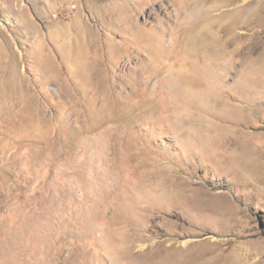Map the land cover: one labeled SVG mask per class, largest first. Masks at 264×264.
<instances>
[{
    "label": "rangeland",
    "instance_id": "rangeland-1",
    "mask_svg": "<svg viewBox=\"0 0 264 264\" xmlns=\"http://www.w3.org/2000/svg\"><path fill=\"white\" fill-rule=\"evenodd\" d=\"M262 48L264 0H0V264H120L127 220L264 264ZM213 102L256 164L220 156Z\"/></svg>",
    "mask_w": 264,
    "mask_h": 264
},
{
    "label": "bare ground",
    "instance_id": "bare-ground-1",
    "mask_svg": "<svg viewBox=\"0 0 264 264\" xmlns=\"http://www.w3.org/2000/svg\"><path fill=\"white\" fill-rule=\"evenodd\" d=\"M241 5V3H240ZM242 5H244L242 3ZM238 7H239V4H238ZM204 11H206L204 9ZM208 11V10H207ZM211 11V10H210ZM206 13V12H205ZM211 17V15H209ZM213 17V16H212ZM207 19V18H206ZM202 20V19H201ZM226 30V29H225ZM191 41V40H190ZM199 42L200 40H196L195 42L192 41L191 44H193V47L195 48L196 50V56H197V61L199 62V64H201V62L204 60H206L207 58H205V54L204 56L201 54H198L197 53V50L198 49H202L201 51H203L205 49L204 46H202V48H199L198 46H196L195 43H197L199 45ZM204 42V41H202ZM202 45V44H201ZM254 45V44H253ZM260 48V47H259ZM199 51V50H198ZM259 56L257 57L258 58V61H260L263 65H264V48L260 49L259 50ZM206 53V52H205ZM211 56V55H210ZM209 57V56H208ZM217 58V57H216ZM215 58V59H216ZM220 58H222L220 56ZM2 60V59H1ZM213 60V59H212ZM211 60V61H212ZM196 61V60H195ZM209 61V62H211ZM215 61V60H214ZM220 61V60H219ZM219 61H215V62H218ZM257 61V60H255ZM257 61V62H258ZM185 63H187L186 61H184ZM196 63V62H195ZM225 63V62H224ZM223 63V64H224ZM229 63V62H228ZM198 64V63H196ZM198 64V65H199ZM203 64V63H202ZM201 64V65H202ZM206 64V62H205ZM209 64V63H208ZM211 64V63H210ZM221 63L217 64L216 63V66L217 65H220ZM227 64V63H226ZM225 64V65H226ZM230 64V63H229ZM224 65V69H226L227 66H229L228 64L226 65L225 67ZM196 66V65H195ZM203 66V65H202ZM209 66V65H208ZM210 66H214V65H210ZM222 66V65H221ZM259 66V65H258ZM257 66V67H258ZM231 67V66H229ZM228 67V68H229ZM260 67V66H259ZM263 67V66H262ZM200 68V67H199ZM206 68V67H205ZM209 68V67H208ZM205 70V69H204ZM212 70H215V69H212ZM220 70V68H219ZM230 70V69H229ZM262 71H264V68L260 69ZM206 71V70H205ZM225 71V70H224ZM224 71H221V72H224ZM228 70H226L227 72ZM259 71V70H258ZM208 72H209V69H208ZM212 72V71H211ZM215 72V71H214ZM213 72V74H214ZM218 75L221 77V76H224V75H221L219 74L220 72H217ZM225 73V72H224ZM247 75V74H246ZM216 76V75H215ZM242 76V75H241ZM214 77V76H213ZM217 77V76H216ZM224 78V77H223ZM222 80V79H220ZM219 81V80H217ZM223 81V80H222ZM240 81V80H239ZM245 81V80H244ZM207 81H203L202 79H199L197 76H195L194 78H190V79H186V83L188 84H193L194 86H204V84H207L206 83ZM212 82V81H211ZM215 82V81H214ZM209 83V82H208ZM211 84V83H210ZM221 84V83H220ZM241 84V83H240ZM212 85V84H211ZM253 85V84H252ZM210 87V86H209ZM214 86H212L213 88ZM220 87V86H219ZM218 87V88H219ZM205 88V87H203ZM207 88V87H206ZM215 88V87H214ZM241 88V86H240ZM246 88V87H245ZM202 89V88H201ZM217 90V88H216ZM247 90V89H246ZM204 91V90H203ZM208 91V90H205V92ZM228 92V91H227ZM227 92H225L224 94H226ZM223 94V91L220 93L219 91L217 92H213V94ZM206 94V93H205ZM209 94V93H208ZM216 94V95H217ZM233 94V93H232ZM244 94V93H243ZM211 95V94H209ZM208 95V96H209ZM215 95V96H216ZM220 95V96H221ZM228 95V94H227ZM235 95V94H233ZM207 96V97H208ZM218 96V95H217ZM236 96V95H235ZM234 96V97H235ZM211 97V96H210ZM227 97V96H226ZM239 96H237V99H238ZM241 97V95H240ZM228 98V97H227ZM241 98H244V97H241ZM192 99V98H191ZM190 99V101H191ZM195 99V98H194ZM217 99V97H216ZM220 99V98H219ZM230 99H231V94H230ZM233 99V98H232ZM236 100V98H234ZM199 100V99H198ZM240 100V99H239ZM193 101V99H192ZM191 101V102H192ZM242 101V100H240ZM239 101V102H240ZM195 102V101H194ZM215 102V101H214ZM213 102V117H216V118H219V122H215L213 121V124H211V126L213 127V140L215 141L214 142V146L216 147V149L221 153L220 156H222L223 158H227L226 160H224L225 162H228L229 165L233 164L234 166H243V167H246V166H249V165H254L256 164V159L254 158V156H252V154H254L256 151V149H252V147L249 145V143H252V139H254V135L250 136V132H247L239 127L238 124L233 125V123H241V121H238V120H235L234 119H231V118H228L226 117L223 113L224 111H226L225 108H228V105H227V102H224L223 106L225 108H222V104H218V103H214ZM217 102V101H216ZM189 103V102H188ZM200 103V101H199ZM196 104V103H194ZM198 104V103H197ZM237 104V103H236ZM234 106V105H233ZM241 106V104H240ZM243 108L242 111H246L247 109H250L251 110V103H249L248 101H244V104L242 106ZM236 108L240 109L239 107L236 106ZM239 112V111H237ZM241 113V111L239 112ZM230 115V114H229ZM240 115V114H239ZM244 116V115H243ZM242 116V117H243ZM201 118V117H200ZM233 118V117H232ZM239 119V117H237ZM197 120V118H195ZM193 119V120H195ZM199 119V118H198ZM202 119V118H201ZM205 119V118H204ZM209 119V118H208ZM190 120V119H188ZM241 120V119H240ZM187 121V120H186ZM206 122V121H205ZM246 122V121H245ZM226 123H232L231 125L233 126H230L229 124H226ZM190 125V124H189ZM201 125V124H200ZM187 126V125H186ZM192 126V125H191ZM196 126V125H195ZM199 126V125H198ZM204 125L202 124V127ZM248 126V125H247ZM246 126V127H247ZM188 127V126H187ZM201 127V128H202ZM205 127V126H204ZM203 127V128H204ZM189 128V127H188ZM193 131H194V128L192 127ZM199 129V128H198ZM197 129V130H198ZM206 129V128H205ZM204 129V130H205ZM196 130V129H195ZM201 131V130H200ZM198 132V131H197ZM239 132H243L244 135L240 136ZM239 133V134H238ZM256 134V133H255ZM194 135V134H193ZM257 136V135H256ZM231 147L232 149L229 150L228 147ZM228 148V149H227ZM264 150V149H263ZM259 153V152H258ZM262 154V153H261ZM222 161V160H221ZM232 165V167H233ZM179 199H182V196H180ZM184 202L182 201H177V202H172L170 205H173V209H174V212L176 213L175 211V205L177 206V208L179 210L181 209H184V205H182ZM155 204V203H154ZM120 206V205H119ZM125 207L129 208V206H133L132 203L129 204V203H125L124 204ZM177 216L179 217V214L180 213H176ZM140 225L142 226V223L140 222H131L129 220H127L125 223H124V228H125V231H126V234H125V237H124V244H123V248H124V253L122 254V256H124V259H120V264H219L217 263L218 261L216 260V257H218L216 254L215 256H213V240H209L208 237L202 239V240H191V241H188V242H178V241H174L170 238H163V239H159L157 241H154V242H151L149 244H145L143 245L142 244V241L143 239H146L145 238V235L143 234H140V233H133V234H129L128 231L129 230H133L135 231L136 230V227L135 226H131V225ZM201 226V225H199ZM143 230H145L143 228ZM169 232V231H168ZM170 233V232H169ZM152 233H150V235H148L147 237H150ZM196 234V233H195ZM171 235V234H170ZM165 236V234H164ZM168 236V235H167ZM150 239V238H149ZM201 241H206L208 243H210L209 246H206L204 248H199L197 247L198 246V242H201ZM136 242H140L141 244L137 245ZM216 243V242H215ZM138 246V249L137 250H134V248ZM123 250V249H122ZM216 253V252H215ZM220 255V253H219ZM222 257V255H221ZM219 258V257H218ZM222 262V261H221ZM224 262V260H223ZM225 263V262H224Z\"/></svg>",
    "mask_w": 264,
    "mask_h": 264
}]
</instances>
